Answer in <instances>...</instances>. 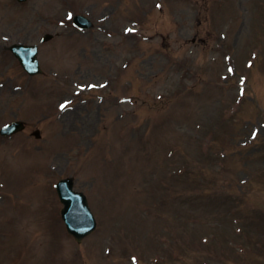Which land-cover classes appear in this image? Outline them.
I'll use <instances>...</instances> for the list:
<instances>
[{
    "label": "rangeland",
    "instance_id": "1",
    "mask_svg": "<svg viewBox=\"0 0 264 264\" xmlns=\"http://www.w3.org/2000/svg\"><path fill=\"white\" fill-rule=\"evenodd\" d=\"M67 7L112 36L66 29ZM15 41L38 43L42 74ZM59 69L107 84L62 113L74 87L51 101ZM14 119L27 127L0 138V264H264V0H0V124ZM66 175L97 220L79 243L52 190Z\"/></svg>",
    "mask_w": 264,
    "mask_h": 264
},
{
    "label": "water",
    "instance_id": "2",
    "mask_svg": "<svg viewBox=\"0 0 264 264\" xmlns=\"http://www.w3.org/2000/svg\"><path fill=\"white\" fill-rule=\"evenodd\" d=\"M92 225L93 223L91 224V227ZM89 228L90 227H85L83 225H79L75 223L72 224V227L71 226L69 227L70 231L76 236L78 240L89 230Z\"/></svg>",
    "mask_w": 264,
    "mask_h": 264
},
{
    "label": "snow or ice",
    "instance_id": "3",
    "mask_svg": "<svg viewBox=\"0 0 264 264\" xmlns=\"http://www.w3.org/2000/svg\"><path fill=\"white\" fill-rule=\"evenodd\" d=\"M65 105H61V107L63 108Z\"/></svg>",
    "mask_w": 264,
    "mask_h": 264
}]
</instances>
